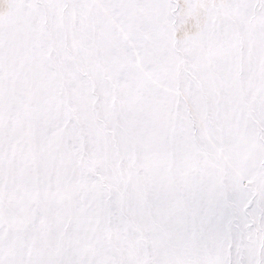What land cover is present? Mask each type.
Segmentation results:
<instances>
[{"label": "snow or ice", "instance_id": "snow-or-ice-1", "mask_svg": "<svg viewBox=\"0 0 264 264\" xmlns=\"http://www.w3.org/2000/svg\"><path fill=\"white\" fill-rule=\"evenodd\" d=\"M0 264H264V0H0Z\"/></svg>", "mask_w": 264, "mask_h": 264}]
</instances>
